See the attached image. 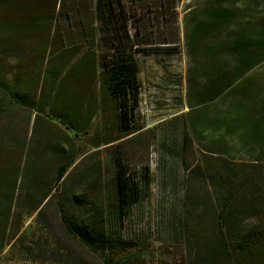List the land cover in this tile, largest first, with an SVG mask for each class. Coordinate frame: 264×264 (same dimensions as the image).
<instances>
[{"label": "trees", "instance_id": "obj_1", "mask_svg": "<svg viewBox=\"0 0 264 264\" xmlns=\"http://www.w3.org/2000/svg\"><path fill=\"white\" fill-rule=\"evenodd\" d=\"M180 1L0 0V257L12 244L44 259L42 235L15 222L53 206L102 264H143L127 222L149 196L150 169L130 168L120 150L143 128L136 54L184 49L186 120L163 146L184 189L157 240L182 246L184 264H264V84L244 77L264 60V0H186L179 21ZM98 114L92 145L112 146L108 182L76 142ZM244 150L255 158H234Z\"/></svg>", "mask_w": 264, "mask_h": 264}, {"label": "rangeland", "instance_id": "obj_2", "mask_svg": "<svg viewBox=\"0 0 264 264\" xmlns=\"http://www.w3.org/2000/svg\"><path fill=\"white\" fill-rule=\"evenodd\" d=\"M186 2L182 0L178 4L179 21ZM136 58L139 64L140 94L138 106L134 111V122L143 128L136 134L137 137L133 142L124 144L120 150L130 168L140 169L149 166L151 185L149 196L133 208L130 220L127 222V230L139 237L143 244L142 249L145 252L143 264H184L183 247L158 241L156 228L161 213L168 203L179 202L183 195L184 173L181 165L165 156L166 149L163 146L179 135L182 122L186 120L183 115L188 110V57L182 49L171 55L138 53ZM244 77H248L250 82L260 88L264 84V60L257 63ZM193 78L198 80L196 77ZM208 112L214 115L216 106H209ZM27 114V111H22L19 115L23 118ZM101 115L95 117L88 132L82 133L76 142L82 160L89 159L91 155L100 159L103 167L102 180L108 182L110 175L108 161L112 146L102 145L94 148L92 145L95 135L101 133L103 120ZM173 117L179 118L171 122ZM114 132L112 129V135ZM128 137L113 143L125 141ZM234 158L246 161L255 157L251 154V150H244L241 153L234 151ZM35 217L36 213L31 216L24 215L16 220L15 224L20 226L21 231L26 235L32 233L42 235L45 258L40 259L42 257L26 254L19 245L11 244L1 255L0 264H62V258H67L68 262H76L73 257L78 258L80 264H102L98 254L79 243L64 230L53 206L44 209L41 220L35 221ZM46 238L48 242H45ZM28 243L34 245L29 241ZM54 247L59 252L55 255L59 262L51 254L52 250H55Z\"/></svg>", "mask_w": 264, "mask_h": 264}]
</instances>
